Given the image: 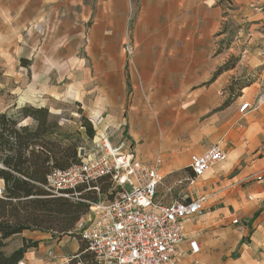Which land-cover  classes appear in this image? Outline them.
<instances>
[{"label":"crops","instance_id":"0c3cea01","mask_svg":"<svg viewBox=\"0 0 264 264\" xmlns=\"http://www.w3.org/2000/svg\"><path fill=\"white\" fill-rule=\"evenodd\" d=\"M130 1L136 10L132 39L140 75L132 80L128 102L125 95L124 102H117L104 115L101 99L83 92L81 81L74 82L68 96L55 99L81 105L84 113L88 110L89 119H101L97 126L108 128L111 137L126 125L132 145L127 147L123 140L115 145L134 149L148 164L160 157L159 171L165 177L181 170L191 174V155L218 145L228 157L194 183L204 182L201 195L207 201L202 214L182 222L184 239L178 247V264H264V105L247 113L240 110L244 102H256L264 90V0H0V28L15 29L21 21L35 24L38 10L50 9L58 15L69 2L81 4L83 15L124 19ZM230 1L236 6L234 11ZM85 3L97 7H85ZM230 13L251 24L248 30L253 40L242 50L236 68H242L246 76L258 69V76L238 95L228 91L235 68L214 75L236 49L235 44L220 49L218 45L226 35L222 25ZM99 69L98 90L109 91L116 81L125 87L123 60L104 58ZM31 99V105L48 108L61 125L66 123L63 111L52 106L54 98L35 94ZM20 124L36 122L28 116ZM197 194L190 193V197ZM49 235L16 234L7 239L5 250L12 253L24 246V238L35 237L37 247L25 252L23 259L27 264H43L46 250L42 244L52 238ZM65 237L46 249L72 253L80 248V240L68 242ZM193 242L199 245L196 253L192 252Z\"/></svg>","mask_w":264,"mask_h":264},{"label":"rangeland","instance_id":"374dc122","mask_svg":"<svg viewBox=\"0 0 264 264\" xmlns=\"http://www.w3.org/2000/svg\"><path fill=\"white\" fill-rule=\"evenodd\" d=\"M87 4H90L95 9L97 7L96 3H85V7L88 6ZM134 5L130 1L129 14L124 19L105 20L96 18L93 15L88 16L87 13L85 15L80 14L82 5L79 4L77 6L69 2L62 5V11L58 15L50 9L38 10V18L35 24H28L26 22L23 25L21 21V24L15 27V29L1 27L0 113H3L4 109L16 113V111L24 106H31V98L35 94L37 97H52L54 98L52 106L60 108L63 111L62 115L67 118L63 127L73 131L79 130L82 137V147L91 149L92 139L88 138L85 127L82 126V116H86L85 114L88 110L84 113L81 105L73 102L61 103L55 98L68 96V92L72 91L70 88L74 86V82L81 81L80 83L84 82V85L81 87L83 92L90 91V98H94L95 100L96 97H99L101 99L100 105L104 106V115L109 114L111 108L115 107L117 102H124L125 95H127L128 102L133 90L132 80L134 77L138 78L140 75L134 62V55L131 58L133 64L130 66L129 58L123 49L124 42L128 38L133 41L132 33H134L137 21ZM230 8L233 11L236 9V6L231 1ZM250 27L251 24L245 23L240 16H236L233 13H230L229 18L222 25V30L226 32V35L218 40L219 49L225 47L231 48L234 44L236 48L230 52L228 59L224 63L228 67L234 66L232 68L237 70L230 73L232 75L228 84L229 93L238 91L242 84H248L249 81H254L258 76V69H256V72H251L246 76L242 72V68H236L242 50L249 43L253 42L251 40V32L248 30ZM125 36L127 39L123 41ZM100 42L101 45H99ZM104 58L124 61V88L119 87V81H116L115 87L113 86L109 91L98 90V87H100L98 72ZM214 75H216V72ZM48 104L51 105V103ZM19 105L20 107H18ZM87 118L89 119V117ZM97 124L95 126L93 124L96 130L95 135L98 131L102 132L105 129H101ZM111 140L114 145L120 140L125 141L127 147L128 145H132L126 125L113 132ZM184 171L181 170L175 175L184 176L187 174ZM169 181H172L171 176L166 178L165 183H169ZM98 186L100 191L87 190L84 187L78 189L83 195V202L89 205L88 212L82 216L84 219H87L90 212H92L89 201H96L105 196L112 197V195L107 194L110 188V181L107 178L100 180ZM203 186L204 182L198 185L189 184L185 181L177 187V191L173 194L167 193L166 186L160 187L159 194L167 195L168 198H180L183 193L190 196V193L196 195L198 192L197 195H201L204 191ZM29 224L30 228L23 231L26 235L35 236L36 234L41 235L43 233L51 235L52 238L47 237L42 244L45 250H47L48 245L57 244L65 236L68 242L79 240L78 235L53 234L49 231L36 229L32 223ZM18 239L20 240V236ZM23 242L27 245L26 252L35 250L34 248L37 247L35 244L36 242L38 243L35 237L30 239L29 237L24 238ZM66 249L68 250L69 248ZM30 256H33V254H30Z\"/></svg>","mask_w":264,"mask_h":264},{"label":"built area","instance_id":"2783aa9c","mask_svg":"<svg viewBox=\"0 0 264 264\" xmlns=\"http://www.w3.org/2000/svg\"><path fill=\"white\" fill-rule=\"evenodd\" d=\"M123 49L131 66L134 42L128 38ZM262 104L264 90L256 102H244L240 110L247 113ZM100 120L90 119L94 126ZM92 142L91 149L80 148L84 150L81 163L65 170L55 169L44 187L52 196L83 201L80 187L100 191L99 181L107 178V194L112 197L89 201L92 221L88 223V216L76 223L73 232L85 243L84 249L58 253L50 247L43 264H178V247L184 239L182 222L202 214L207 196L190 197L183 193L180 198H168L159 194L160 187L166 186L167 193L173 194L185 181L194 184L212 166L224 162L227 153L214 145L203 153L192 154L191 174H172V181L165 183L167 177L159 171L160 157L151 164L143 162L134 149L127 150L122 143L114 145L108 128L98 131ZM0 168H5L1 162ZM0 198H6L1 177ZM198 250L199 245L193 242L192 252ZM17 264L27 262L22 258Z\"/></svg>","mask_w":264,"mask_h":264},{"label":"trees","instance_id":"16d2710c","mask_svg":"<svg viewBox=\"0 0 264 264\" xmlns=\"http://www.w3.org/2000/svg\"><path fill=\"white\" fill-rule=\"evenodd\" d=\"M232 67L225 64L216 75ZM239 90L231 93L238 95ZM28 116L36 125L20 124ZM82 126L93 139L96 130L86 116H82ZM81 142V132L63 127L46 107L31 105L13 114L0 113V162L5 166L0 168V177L6 189V198H0V264H17L23 258L26 244L12 253H7L5 247L7 239L30 228L29 223L53 234L78 235L73 230L89 205L52 196L44 185L55 169L65 170L81 163ZM79 240L80 249H84L80 236Z\"/></svg>","mask_w":264,"mask_h":264},{"label":"water","instance_id":"95a60500","mask_svg":"<svg viewBox=\"0 0 264 264\" xmlns=\"http://www.w3.org/2000/svg\"><path fill=\"white\" fill-rule=\"evenodd\" d=\"M80 154L81 155H84V150L83 149L80 150ZM89 216H90V219H89L88 223H90L92 221V219H93V213L90 212Z\"/></svg>","mask_w":264,"mask_h":264}]
</instances>
